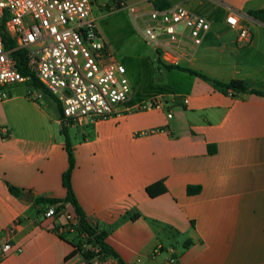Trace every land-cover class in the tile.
Returning <instances> with one entry per match:
<instances>
[{
	"label": "crops",
	"instance_id": "crops-1",
	"mask_svg": "<svg viewBox=\"0 0 264 264\" xmlns=\"http://www.w3.org/2000/svg\"><path fill=\"white\" fill-rule=\"evenodd\" d=\"M147 1L136 4L148 11L154 0ZM164 2L208 14L201 44L179 64L208 80L169 76L176 71L170 70L169 84L141 100L162 98L163 109L65 126L74 148L75 199L125 264H264V98L222 93L213 84L236 80L264 92V24L247 15L264 9V0ZM230 12L248 41L226 25ZM19 99L0 104V246L12 245L0 264H94L83 256L89 249L83 235L58 231L65 216L76 217L72 206L47 219V204L34 203L65 197L64 136L59 117L50 120L58 127L51 133L41 119L25 118ZM26 101L43 118L40 106ZM155 129L161 132L143 134ZM157 183L165 191L152 196L147 189ZM6 184L22 196L10 195ZM187 187L200 190L188 195Z\"/></svg>",
	"mask_w": 264,
	"mask_h": 264
},
{
	"label": "built area",
	"instance_id": "built-area-1",
	"mask_svg": "<svg viewBox=\"0 0 264 264\" xmlns=\"http://www.w3.org/2000/svg\"><path fill=\"white\" fill-rule=\"evenodd\" d=\"M92 3L93 0H0V104L8 99L5 91L8 85L28 80L18 72L11 56L20 50L28 70L59 103L60 123L65 126L94 125L121 112H148L167 105L158 97L132 102L133 90L125 69L108 55L92 16ZM116 4L127 9L132 21L141 22V39L167 65H179L190 55L188 48L199 46L210 28L205 18L179 5L164 9L151 6L145 11L136 5L126 6L122 0ZM225 23L230 29H238L241 42L248 41V32L239 29L237 13L230 12ZM2 34L11 40V49L5 48ZM40 98L41 94H37L35 100ZM167 118H171V114H167ZM156 132L161 130L143 134ZM57 206H48L44 217L62 216ZM65 219L58 231L75 232L76 217L65 216ZM11 249V244H2L0 260ZM91 250L95 253L94 264L116 263L113 258H104L97 250Z\"/></svg>",
	"mask_w": 264,
	"mask_h": 264
},
{
	"label": "rangeland",
	"instance_id": "rangeland-1",
	"mask_svg": "<svg viewBox=\"0 0 264 264\" xmlns=\"http://www.w3.org/2000/svg\"><path fill=\"white\" fill-rule=\"evenodd\" d=\"M117 1L119 0H93L92 16L108 55L125 69L126 77L133 90L132 102L135 103L157 93L162 85H168L166 74L169 70L158 65L154 60L155 52L141 39L140 31L143 29L141 22L139 20L132 21L127 9L119 8L116 4ZM122 1L126 6L136 5L142 9L144 7V5L136 4L139 0ZM201 10L199 15L209 18L208 14L203 9ZM182 75L183 73L175 71L171 72L169 76L179 77ZM5 91L8 97L6 101L12 97H21L18 102L23 105L22 112L29 122L34 124L41 119L45 130L53 133L58 129L50 121L59 117L55 97L43 95L26 83L8 85ZM37 94H41V98L35 100ZM24 99L39 105L43 110V118H40L37 111ZM118 110L121 111V107ZM67 131L71 136L73 135L77 143L82 141L83 137L76 128L68 127Z\"/></svg>",
	"mask_w": 264,
	"mask_h": 264
},
{
	"label": "trees",
	"instance_id": "trees-1",
	"mask_svg": "<svg viewBox=\"0 0 264 264\" xmlns=\"http://www.w3.org/2000/svg\"><path fill=\"white\" fill-rule=\"evenodd\" d=\"M163 1L164 0H154L153 2L154 8L164 9V8H168L171 6L165 2L163 4ZM247 15L251 17L252 19L264 24V9L256 10V11H249L247 12ZM2 39L4 42L5 48L11 49L12 48L11 40L5 34H2ZM21 53L22 52L20 50L14 51L11 54V56L16 63L15 65H16L18 72L22 76L28 77V80L25 83L29 87H32L33 89L40 91L43 95H49L42 88L41 84L38 82L35 76L28 70L25 62L23 61ZM155 55H156V62L158 63V65L163 67L165 70H169V71L176 70L179 72L187 73L192 76L200 77L204 80H208V78H206L204 75L194 70H191V69L179 66V65H167L160 59V57H158L156 52H155ZM213 84L219 87L222 93H227V92L248 93V94H253V95L264 98V92L249 90L242 81L231 80L227 83L213 81ZM57 109H58L59 119L61 120L62 114H61L59 103H57ZM64 129H65V125L61 122L60 131L62 132V135L64 136V150L66 152V157H67V168L62 173V176H61L62 187L65 189V192H66L65 197L63 199H51V198L49 199V198L40 197V198H36L34 203L35 204H47V207L53 204H57L58 205L57 210H62L64 204L69 203L72 206L76 219L78 221V226L75 232H77L78 235H83L84 244L89 246V249L83 252V256L88 260L93 259V257L95 256V253L91 250L93 249V250H97V253L100 254L104 258H107V257L113 258L116 261V264H125L119 258V256L106 244L105 233L97 231V229L89 223V221L87 220L86 216L82 212L81 208L79 207L75 199L74 193L71 188V174L75 167L74 148ZM6 186H7V190L9 194L12 195L13 197L19 198L22 196L23 194L22 189L13 187L9 184H6ZM154 188H159V189H157V191H154ZM199 190H200L199 187H196V188L187 187V194L192 195L194 193L199 192ZM164 191L165 189L161 186V183H157L147 189V192L152 196L159 195L163 193ZM78 249L79 247H77L76 251H78Z\"/></svg>",
	"mask_w": 264,
	"mask_h": 264
}]
</instances>
